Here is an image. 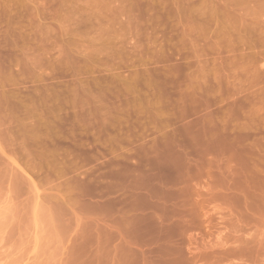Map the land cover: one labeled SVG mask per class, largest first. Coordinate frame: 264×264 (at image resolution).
<instances>
[{"label": "rangeland", "instance_id": "1", "mask_svg": "<svg viewBox=\"0 0 264 264\" xmlns=\"http://www.w3.org/2000/svg\"><path fill=\"white\" fill-rule=\"evenodd\" d=\"M0 264H264V0H0Z\"/></svg>", "mask_w": 264, "mask_h": 264}, {"label": "crops", "instance_id": "2", "mask_svg": "<svg viewBox=\"0 0 264 264\" xmlns=\"http://www.w3.org/2000/svg\"><path fill=\"white\" fill-rule=\"evenodd\" d=\"M167 156V152L163 150V136L158 134L144 137L138 149L131 152L125 151L120 157L125 159L143 160L142 171L132 174L131 186L129 191L124 193V197L130 200L133 210L125 216L126 223L123 230L117 224L119 218L110 220L112 227L116 232H120L122 237L126 239H143L149 234L148 227H154L158 221L156 220L157 207L164 204L163 191H177V187L164 188L163 180L157 178L158 170L163 167L162 160ZM134 167V164H129ZM137 182H142V186H137ZM148 185H145V184ZM125 201V200H124ZM132 249L133 255L140 257L143 254V244L135 243Z\"/></svg>", "mask_w": 264, "mask_h": 264}]
</instances>
